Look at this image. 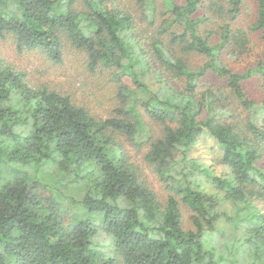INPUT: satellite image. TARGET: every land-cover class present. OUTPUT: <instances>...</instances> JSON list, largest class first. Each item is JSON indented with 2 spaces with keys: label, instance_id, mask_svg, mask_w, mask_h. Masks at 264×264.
I'll return each mask as SVG.
<instances>
[{
  "label": "trees",
  "instance_id": "trees-1",
  "mask_svg": "<svg viewBox=\"0 0 264 264\" xmlns=\"http://www.w3.org/2000/svg\"><path fill=\"white\" fill-rule=\"evenodd\" d=\"M255 2L244 26V0H0L1 41L58 64L66 41L116 88L102 118L0 52V264H264V61H226L250 54L251 33L264 50Z\"/></svg>",
  "mask_w": 264,
  "mask_h": 264
},
{
  "label": "rangeland",
  "instance_id": "rangeland-1",
  "mask_svg": "<svg viewBox=\"0 0 264 264\" xmlns=\"http://www.w3.org/2000/svg\"><path fill=\"white\" fill-rule=\"evenodd\" d=\"M179 2L182 0H178ZM158 6L161 5L160 0H157ZM256 2L255 0H244L241 12V24L246 26L255 17ZM252 48L250 54L241 60L233 61L226 59L234 69L240 71L248 67L250 64H255L257 61H264V50L262 42L258 33H251ZM64 41V40H63ZM0 52L2 56L8 58L15 65L24 68L27 75L31 78L33 83L44 82L53 89L68 93L71 95L73 101L78 104H85L91 111L102 118L109 116L111 109L115 105V87L111 82L108 74L92 75L87 69L83 52L76 51L71 48L68 42L64 41L62 46V62L52 63L44 54L37 51H18L16 45L10 40H0ZM193 63L198 61V58L192 57ZM129 83L128 80L125 81ZM244 87L249 96L254 99H260L262 96L263 85L259 77L253 76L244 81ZM148 124L152 128L153 136H159L161 133V126L155 122L147 119ZM147 124V125H148ZM214 145V140L206 135L198 137L194 143V153L204 161L209 163L211 147ZM127 153L137 163H142L143 152L145 147L137 149L129 143L124 142ZM147 181L156 190L160 200L164 201L167 192L163 185L159 183L150 170L144 164L141 165ZM48 169V170H47ZM221 169L218 168V172ZM29 177L35 176L34 172L41 173L40 177L45 175V171L50 173V167H38L37 169L26 167ZM36 173V174H37ZM51 180H46L47 182ZM183 226L185 229L192 228L190 221V211L182 208Z\"/></svg>",
  "mask_w": 264,
  "mask_h": 264
}]
</instances>
